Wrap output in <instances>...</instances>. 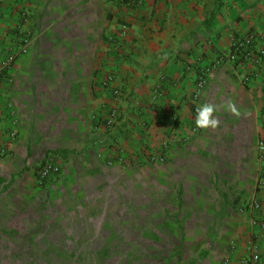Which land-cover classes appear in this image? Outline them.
I'll use <instances>...</instances> for the list:
<instances>
[{
    "label": "crops",
    "instance_id": "1",
    "mask_svg": "<svg viewBox=\"0 0 264 264\" xmlns=\"http://www.w3.org/2000/svg\"><path fill=\"white\" fill-rule=\"evenodd\" d=\"M249 35L264 48V0H0V63L14 55L0 73V160L7 173L11 159L28 174L54 154L61 170L48 191L77 197L108 179L153 207L150 221L197 224L206 248L199 242L190 264H238L253 235L264 264V59L218 63ZM206 102L218 108L216 129L195 124ZM114 106L119 118L107 128ZM150 155L163 163L131 162ZM253 196L261 208L251 213Z\"/></svg>",
    "mask_w": 264,
    "mask_h": 264
},
{
    "label": "rangeland",
    "instance_id": "2",
    "mask_svg": "<svg viewBox=\"0 0 264 264\" xmlns=\"http://www.w3.org/2000/svg\"><path fill=\"white\" fill-rule=\"evenodd\" d=\"M52 155L28 174L11 159L7 173L0 160V264H190L201 256L198 243L206 248L207 241L194 236L197 224L183 222L179 231L176 221H150L154 208L134 192L114 189L111 180L77 197L56 186L48 191L46 184L55 176L43 180L36 171ZM127 161L118 162L126 167ZM131 162L138 167L163 163L157 155ZM169 220H175L173 214Z\"/></svg>",
    "mask_w": 264,
    "mask_h": 264
},
{
    "label": "built area",
    "instance_id": "3",
    "mask_svg": "<svg viewBox=\"0 0 264 264\" xmlns=\"http://www.w3.org/2000/svg\"><path fill=\"white\" fill-rule=\"evenodd\" d=\"M115 2H123L124 0H112ZM126 26H122V29H125ZM27 43L28 38H24L21 40V43L18 45L17 49L21 53L25 52L27 50ZM221 59L218 60V63L226 62L232 66H240L244 62H251L253 64L259 63L261 60L264 59V48H256L254 44V39L252 35H249L247 37H240L233 40V43L230 47V50L227 54L220 57ZM14 59V55H10L6 60L2 61L0 63V73L6 71L10 68L12 62ZM205 74L202 75V77L199 79L198 83V91L194 98H197L199 90L204 86L205 84ZM242 82L244 84H248L250 82V78L248 75H245L242 78ZM114 97V102H117L119 97L121 96L120 91L115 89L112 92ZM158 91L156 90L154 92V98L157 97ZM197 115V112H196ZM119 118V108L113 107L109 110L108 115L105 119V125L107 128H112L116 125ZM196 119V116H195ZM257 155L259 160L264 162V141H259L256 147ZM161 160L162 158L159 157ZM119 162L123 161L121 158H117ZM112 161L109 160L108 164H111ZM60 158L56 155L49 156L45 162L40 165L36 171L38 177L40 179H46L49 176H57L60 174ZM258 190H264V174H261V176L258 179ZM261 208L260 200L257 197H252L251 200H249L247 205V211L249 212H258ZM264 238V234L262 235ZM258 235H253L249 248H248V255L246 257L240 258L238 260V264H260L261 257L259 252V244H258ZM230 253H232V245H229ZM230 256H226L221 258L218 264H230Z\"/></svg>",
    "mask_w": 264,
    "mask_h": 264
},
{
    "label": "clouds",
    "instance_id": "4",
    "mask_svg": "<svg viewBox=\"0 0 264 264\" xmlns=\"http://www.w3.org/2000/svg\"><path fill=\"white\" fill-rule=\"evenodd\" d=\"M227 109L232 113L239 115V111L236 106L229 101L227 104ZM218 111V108L215 104L212 103H204L197 109V115L195 119V124L197 128L200 129H216L219 124L220 120L218 116L214 113Z\"/></svg>",
    "mask_w": 264,
    "mask_h": 264
},
{
    "label": "trees",
    "instance_id": "5",
    "mask_svg": "<svg viewBox=\"0 0 264 264\" xmlns=\"http://www.w3.org/2000/svg\"><path fill=\"white\" fill-rule=\"evenodd\" d=\"M0 182H3V179L2 178H0Z\"/></svg>",
    "mask_w": 264,
    "mask_h": 264
}]
</instances>
